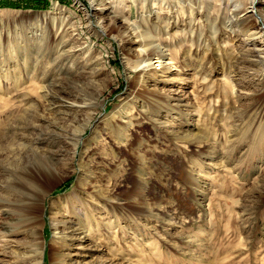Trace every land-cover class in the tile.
Listing matches in <instances>:
<instances>
[{
  "label": "rangeland",
  "instance_id": "rangeland-1",
  "mask_svg": "<svg viewBox=\"0 0 264 264\" xmlns=\"http://www.w3.org/2000/svg\"><path fill=\"white\" fill-rule=\"evenodd\" d=\"M29 1L0 7V264H264V0Z\"/></svg>",
  "mask_w": 264,
  "mask_h": 264
},
{
  "label": "bare ground",
  "instance_id": "bare-ground-1",
  "mask_svg": "<svg viewBox=\"0 0 264 264\" xmlns=\"http://www.w3.org/2000/svg\"><path fill=\"white\" fill-rule=\"evenodd\" d=\"M164 1H167V0H164ZM204 0H199V5L201 6V8L203 7V4H204V2H203ZM207 1V0H206ZM221 1V0H220ZM222 1H224V4H225V6H226V11L227 12H231V19H230V21H229V26L231 25V23H232V21L231 20H233V18L236 16V14L234 13V12H236L237 11V8H238V5H236V0H222ZM249 1V4H252L253 5V3H254V1L255 0H248ZM142 2H143V6H145L146 5V2H148V0H142ZM155 2V3H154ZM157 2H158V0H153V3H154V5L155 4H157ZM238 2V1H237ZM179 3H181V1L179 2ZM240 3V2H239ZM183 4V3H182ZM206 4V3H205ZM162 5V4H161ZM169 6V5H168ZM190 7H191V11H193V4H191L190 5ZM233 7V8H232ZM240 7V6H239ZM220 9H221V5H220ZM170 10V9H169ZM229 19V18H228ZM133 26V25H132ZM166 33L168 34V30L166 29ZM161 41V40H160ZM168 43V42H167ZM158 44V43H157ZM161 42L158 44V45H156L155 47H152L151 49H147V50H145L144 51V54H143V56L145 57V62H144V66H147V65H149V64H151V63H153L151 60V55L153 54V51L154 52H157V59H156V61L155 62H158V63H162V64H167V63H171V61L173 60V58H172V55L173 54H169L168 53V55L166 54V56H165V54H164V49H162V47H161ZM169 48V47H168ZM167 56H170V57H167ZM236 61H238V59H236ZM52 93V92H51ZM55 93V92H54ZM56 94V93H55ZM55 94H53L52 93V95H49V97L47 98V101H48V103H49V106H50V109H55V108H57V107H59V108H63V107H72L74 104H75V102L74 103H71V102H69V101H67V100H65V99H62V97H60V96H58V95H55ZM46 97V96H45ZM58 108V109H59ZM58 111H60V110H58ZM63 110H61L59 113H61ZM52 134L51 132H48V134ZM47 134V133H46ZM53 134H54V136H53ZM50 137H55V133H53ZM48 137V136H47ZM57 137V136H56ZM49 138V137H48ZM44 139H47L46 137H44ZM52 156V155H51ZM53 157V156H52ZM52 161L53 162H55V158L53 157L52 158ZM52 162V163H53ZM54 164V163H53ZM27 198L28 199H32V196L30 195V196H27Z\"/></svg>",
  "mask_w": 264,
  "mask_h": 264
},
{
  "label": "trees",
  "instance_id": "trees-1",
  "mask_svg": "<svg viewBox=\"0 0 264 264\" xmlns=\"http://www.w3.org/2000/svg\"><path fill=\"white\" fill-rule=\"evenodd\" d=\"M25 0V2H19V1H12V0H0V7L7 6V7H16V8H22V7H34L33 1ZM45 4V3H44ZM44 6V5H41Z\"/></svg>",
  "mask_w": 264,
  "mask_h": 264
}]
</instances>
